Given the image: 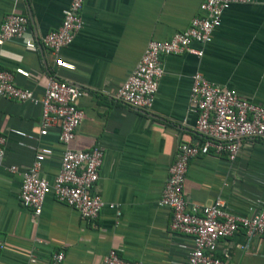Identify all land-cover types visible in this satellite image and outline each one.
Here are the masks:
<instances>
[{
    "label": "crops",
    "instance_id": "0c3cea01",
    "mask_svg": "<svg viewBox=\"0 0 264 264\" xmlns=\"http://www.w3.org/2000/svg\"><path fill=\"white\" fill-rule=\"evenodd\" d=\"M203 0H83V27L59 57L73 69L58 67L55 56L24 39L0 45V65L11 71L18 87L36 97L44 93L54 72L79 86L77 100L84 116L70 146L89 150L99 146L104 162L95 190L106 203L92 221L73 207L57 201L50 190L42 212L32 221V210L20 199L21 176L9 170L29 166L30 148L37 144L42 108L30 101L0 96V132L6 137L5 161L0 165L1 264H100L110 250L143 264H184L193 248L190 236L171 231V210L158 200L181 142L202 143L190 106L192 75L201 72L216 85L233 88L241 97L264 106V0L233 4L222 15L203 55L162 56L160 78L151 110L131 108L113 97L139 62L150 40H169L202 14ZM71 0H0V25L14 11L28 18L26 37L56 30ZM16 131L24 132L20 135ZM58 127H51L38 144L52 149L41 164L40 175L53 182L64 146ZM184 196L190 204L224 201L228 211L245 215L264 202V145L242 141L238 157L210 151L189 162ZM115 204L116 208L109 207ZM64 254L61 262L53 256ZM230 264H264V236L249 237L243 229L218 242L215 253Z\"/></svg>",
    "mask_w": 264,
    "mask_h": 264
},
{
    "label": "built area",
    "instance_id": "2783aa9c",
    "mask_svg": "<svg viewBox=\"0 0 264 264\" xmlns=\"http://www.w3.org/2000/svg\"><path fill=\"white\" fill-rule=\"evenodd\" d=\"M249 2L251 0H203L200 4L202 14L194 16L186 29L175 33L169 40L148 42L139 62L113 98L134 109L151 110L164 73L162 56L186 52L202 56L203 50L194 49L191 44L208 43L213 30L221 24L224 11L233 4ZM82 7L83 0H71L63 12L60 26L36 38L26 37L28 18L12 11L0 25V45L12 38L24 39L29 48L41 46L47 49L55 56L58 67L73 69L74 65L60 58L59 52L71 44L82 29ZM191 79L190 106L196 115L195 129L203 135V142H181L178 145L158 205L171 210L169 229L192 239L193 248L184 264H230L226 258L215 254L219 240L232 236L240 229L249 237L264 236V202L259 208L250 207L245 215L228 211L221 198L204 206L190 204L184 196V183L189 162L196 156L213 151L217 155L226 154L230 161H234L244 139L254 138L264 145V106L241 97L233 88L211 83L201 72H195ZM84 94L79 86L51 72L44 93L38 98L31 90L18 87L13 73L0 65V96L30 101L42 108L41 128L35 138L37 144L30 146L34 151L32 163L23 169L16 165L9 166L11 172L21 176L20 199L23 206L32 210L34 222L41 214L44 198L50 190L57 201L73 207L87 221L96 219L106 204L94 189L104 162L103 149L95 146L80 150L70 146L83 120L84 112L77 105V100ZM54 126L59 129L58 139L64 150L60 170L50 183L40 175V168L52 149L39 145L38 140ZM5 152L6 137L0 132V165L5 161ZM109 207L117 206L109 204ZM3 248L4 243L0 240V256ZM63 258L62 252L53 256L55 263L61 262ZM35 262L36 256L31 254L28 264ZM100 264L143 263L126 260L115 249H110Z\"/></svg>",
    "mask_w": 264,
    "mask_h": 264
}]
</instances>
